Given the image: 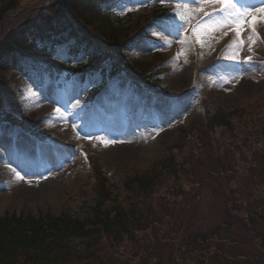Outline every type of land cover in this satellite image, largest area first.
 <instances>
[{
    "label": "rangeland",
    "instance_id": "1",
    "mask_svg": "<svg viewBox=\"0 0 264 264\" xmlns=\"http://www.w3.org/2000/svg\"><path fill=\"white\" fill-rule=\"evenodd\" d=\"M43 1L20 0L0 36ZM160 1L174 16L150 21L145 31L155 42L137 40L127 53V64L160 63L159 93L121 74L106 80L93 102L80 100L84 86H100L98 76L83 83L73 75L62 93L54 73H36L30 60L18 57L13 71L0 75L9 83L0 92L1 113L32 119L36 129L49 133L42 143L0 122V217L66 213L85 220L101 173L123 189L129 179L159 172L176 155L184 176L163 175L159 197L140 203L144 221L137 236L118 245L102 238L90 253L77 243L86 261L75 264H264V23L253 18L260 40L239 53L240 61H251L237 63L225 59L232 55L234 28L206 35L203 47L193 35L198 23L208 21L204 12L218 8L198 12L184 30L176 12L191 0ZM8 2L0 0V9ZM123 3L110 11L112 19L133 27L154 0ZM250 34L245 28L242 38ZM186 37L190 43L182 44ZM86 60L81 52L75 63ZM214 114L238 121L213 133Z\"/></svg>",
    "mask_w": 264,
    "mask_h": 264
},
{
    "label": "trees",
    "instance_id": "2",
    "mask_svg": "<svg viewBox=\"0 0 264 264\" xmlns=\"http://www.w3.org/2000/svg\"><path fill=\"white\" fill-rule=\"evenodd\" d=\"M19 2L9 0L0 9V27L8 15L19 9ZM122 3L123 0H46L24 12L22 10L20 25L3 31L0 36V75L12 72L13 58L18 57L30 60L36 73L54 72L58 80L66 81L76 75L86 83L89 77L98 76L102 80L100 86L80 89V99L88 102L103 91L106 80H113L121 74L133 83L143 84L151 92L159 93L160 63L127 64V53L137 40L144 38L155 42L154 37L146 33V25L153 20L170 19L168 15H173L172 10L160 0H154L150 13L135 26L125 27L116 23L110 14ZM94 43L96 48L90 49ZM81 52L86 54L85 64L75 63ZM8 86V81L0 77V92ZM1 111L0 102V122L31 133L42 143L46 141L48 131L36 129L40 126L35 127L32 119H18ZM236 121L230 116L214 114L209 131H227ZM178 159L179 156H170L160 165L159 172L152 170L147 175L129 179L123 189L111 185L101 173L96 177V198L91 217L85 220L66 213L37 217L6 213L0 217V264H75V261H82L78 244H82L87 252L102 238L114 245L131 240L141 230L139 223L144 221L137 207L148 199L159 197L164 189L163 175L173 179L184 176V167ZM129 194H132L130 199Z\"/></svg>",
    "mask_w": 264,
    "mask_h": 264
},
{
    "label": "snow or ice",
    "instance_id": "3",
    "mask_svg": "<svg viewBox=\"0 0 264 264\" xmlns=\"http://www.w3.org/2000/svg\"><path fill=\"white\" fill-rule=\"evenodd\" d=\"M195 6V10L193 7ZM213 7L218 8V11H214L209 14L204 12V16L208 17V21H202L196 25L193 29V35L196 37V42L200 43L203 47L204 37L211 33L217 31L227 32L228 29L234 28L236 40L232 45H230L229 51L232 55L226 56L225 59L234 62H250L251 56H248L244 61L238 59L239 53L243 50L245 46L251 48L252 45L260 40L259 34L254 26L253 18L259 16L260 23H264V0H257L256 3L249 4L247 0H191V5L184 4L181 9L176 12L180 21L183 23L184 30L188 28L192 19L196 14L203 9ZM133 9H130V11ZM245 28L250 30V35L248 40L245 41L242 38V32ZM159 35V33H157ZM188 42L190 40L186 37L185 41L181 43ZM181 53H178V57ZM59 109H57V112ZM105 146L109 143H115L114 141H103ZM18 179L23 180L24 177L16 173Z\"/></svg>",
    "mask_w": 264,
    "mask_h": 264
}]
</instances>
